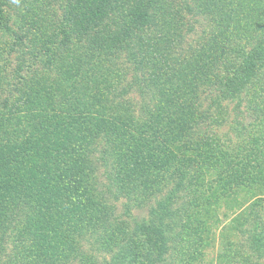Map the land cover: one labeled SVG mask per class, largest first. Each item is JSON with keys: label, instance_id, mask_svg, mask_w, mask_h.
<instances>
[{"label": "trees", "instance_id": "16d2710c", "mask_svg": "<svg viewBox=\"0 0 264 264\" xmlns=\"http://www.w3.org/2000/svg\"><path fill=\"white\" fill-rule=\"evenodd\" d=\"M198 1L0 0V264H67L96 234L107 264H162L186 230L195 264L240 194L228 257L264 264V0ZM101 170L145 219L116 218Z\"/></svg>", "mask_w": 264, "mask_h": 264}, {"label": "rangeland", "instance_id": "374dc122", "mask_svg": "<svg viewBox=\"0 0 264 264\" xmlns=\"http://www.w3.org/2000/svg\"><path fill=\"white\" fill-rule=\"evenodd\" d=\"M200 3V0L198 1ZM231 5L232 0H224L223 3L219 2V5H214L212 8H210V11L212 13H217L219 12L222 8L220 7H225L228 3ZM194 3L190 4V7ZM197 4V3H196ZM194 4L192 8L193 10L196 11L197 9L195 8L197 5ZM230 7L228 8V10ZM206 11V10H204ZM197 12V11H196ZM201 19H203V22L201 23L202 28L205 30H209L210 27L215 26L216 21L214 20L215 17H208L206 12H203V14L200 16ZM192 20V19H191ZM196 26L194 30L198 33V31H202L201 29ZM198 36L199 34L195 37L194 34L191 35L192 39L196 41V45H200L202 42H204V37H200L201 41H198ZM9 38L5 37L0 40V43H3L6 47L9 48ZM4 48V47H2ZM12 56H10L11 58ZM13 63L10 62L9 66H12ZM211 75L218 76L219 73L215 70ZM224 105V104H223ZM227 105V104H226ZM234 104H228L226 110V114L229 113V118L228 121H230L234 116L232 115V110H233ZM233 116V117H232ZM235 118V117H234ZM214 131H217L219 133H225L229 134V136H233L234 133L230 130L228 126H225L224 128H213ZM101 176H103V184L106 186H109V194L106 196L108 199V203L110 202L115 210V215L116 218L128 222L127 224L132 225V221H141V219H145L147 216V209L146 208H141L138 209L136 207H131L132 204L131 202L126 199L125 197H122L121 194L119 193L118 196L115 194L117 193L116 187L113 183H111L110 180L106 179V171L101 170L100 171ZM253 195H248V194H240L237 195L233 198H231L228 201H223L222 199H219L218 201H213L215 202L214 210L216 213V218L213 222H211L210 225V232L205 238L204 245L202 248L199 250L202 251V255L199 256L200 258L195 264H233V262H230L232 257H228L231 253H235L236 251L239 250H246L248 249V244L244 241L245 238L242 236L240 230L243 229L245 226H250V224H245L239 226L238 224H235L234 222L233 226L234 227H228L226 224L228 223L229 220L233 219L234 215L236 212L239 211V208H242L251 198ZM260 198V197H256ZM250 202V201H249ZM130 204V208L128 205ZM260 206L261 208L264 209V203L261 202ZM173 229L175 232L178 230L176 226ZM173 232V234H175ZM186 233L188 234V231L186 230ZM186 234V235H187ZM185 234L181 235L179 238H175L174 240L170 241L168 244V252L165 255L164 263L162 264H183L181 261V258L179 256V245L184 242L185 239H189V242L192 241L193 238L186 236ZM96 236L97 239L92 237V246L86 245L85 242H81L79 246H81V250L85 251L82 253L80 258L78 260L71 261L67 264H107L108 261L110 260V252L108 251L109 249H106L103 244L102 240L98 238L97 234L93 235ZM180 240V241H179ZM87 246V247H86ZM240 251V252H241ZM230 253V254H229ZM4 253L0 254V258L2 257ZM222 255L223 258L219 259L218 256ZM86 257H89V262L85 261L87 260ZM259 257H263V259H260L261 263H264V254ZM256 261V260H255ZM236 264H241V263H236Z\"/></svg>", "mask_w": 264, "mask_h": 264}]
</instances>
